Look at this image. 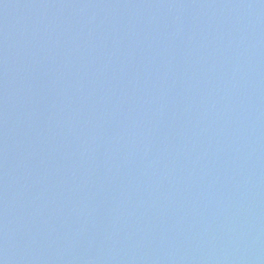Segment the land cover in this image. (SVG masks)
Instances as JSON below:
<instances>
[{"label":"water","instance_id":"obj_1","mask_svg":"<svg viewBox=\"0 0 264 264\" xmlns=\"http://www.w3.org/2000/svg\"><path fill=\"white\" fill-rule=\"evenodd\" d=\"M0 264H264V0H0Z\"/></svg>","mask_w":264,"mask_h":264}]
</instances>
